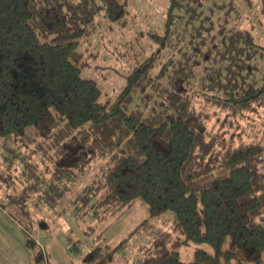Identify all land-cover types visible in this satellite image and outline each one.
<instances>
[{
  "label": "trees",
  "instance_id": "obj_1",
  "mask_svg": "<svg viewBox=\"0 0 264 264\" xmlns=\"http://www.w3.org/2000/svg\"><path fill=\"white\" fill-rule=\"evenodd\" d=\"M99 13L128 24L126 0H0V137L41 138L10 202L103 221L141 199L183 240L157 231L130 264H263L264 0H167L155 48L128 49L114 99L81 75ZM26 232L27 264H48ZM188 242L210 251L182 261ZM118 248L98 243L82 264H111Z\"/></svg>",
  "mask_w": 264,
  "mask_h": 264
},
{
  "label": "rangeland",
  "instance_id": "obj_2",
  "mask_svg": "<svg viewBox=\"0 0 264 264\" xmlns=\"http://www.w3.org/2000/svg\"><path fill=\"white\" fill-rule=\"evenodd\" d=\"M126 1L128 24L119 26L117 22L104 19L99 13L96 17V29L87 40L90 44L82 47L88 49L87 55L84 53L81 58V75L95 80L102 90V96L109 99H114L125 87L127 76L133 67L128 49L140 47L146 51V47L155 48L151 34H162L167 9V0ZM254 7L250 11L260 18L259 4ZM252 16L248 20H253ZM262 29L264 31V25ZM134 37H139L137 44ZM32 132L34 133L32 129L27 130L21 137H0V260L3 264H27L30 261L31 250L26 246L30 235L26 229L44 246L48 264H82L83 255L98 243L101 246L108 245L110 249L119 247L111 264H130L149 245L157 231L169 232L174 241L183 240L181 233L172 230L169 212L151 217L147 205L141 199L125 208L120 215L103 221L90 217L77 218L68 210L60 209L57 212L39 205L37 212L29 204L22 207L12 204L11 197L19 196L29 183L23 173L26 168L22 163L19 164L22 161L21 155L26 156L34 143L41 140L39 136L34 138ZM30 160L38 161L35 151ZM37 167L41 169L42 164ZM84 182L85 180L80 181L77 188ZM31 196L28 201H34V194ZM30 218L32 222L28 224ZM40 219H43L45 228H41V223L37 226ZM143 222L146 225L140 226ZM197 248L210 251L206 244L181 243L178 256L182 261H190Z\"/></svg>",
  "mask_w": 264,
  "mask_h": 264
}]
</instances>
